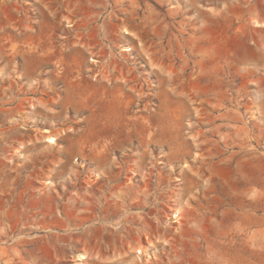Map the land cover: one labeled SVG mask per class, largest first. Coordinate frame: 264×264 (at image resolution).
I'll return each instance as SVG.
<instances>
[{
  "label": "rangeland",
  "instance_id": "obj_1",
  "mask_svg": "<svg viewBox=\"0 0 264 264\" xmlns=\"http://www.w3.org/2000/svg\"><path fill=\"white\" fill-rule=\"evenodd\" d=\"M192 1L1 0L0 24L6 29L0 32V109L6 112L0 113V264H79L70 244L58 243L64 251H53L47 231L18 234L22 193L43 183L36 174L81 170L78 153L92 154L107 141L118 145L111 158L130 156L124 170L150 169L152 187L160 178L162 189L147 217L150 231L159 227L160 246L140 259L131 251L127 264H264V0H194V27L183 14ZM13 67L22 80H15ZM101 73L126 81L106 82L96 77ZM222 75L226 84L234 80L233 90L246 83L249 95L238 107L223 102L214 115L227 111L238 120L216 121L220 133L211 135V126L196 124L194 95H208L213 105L214 94L230 95L219 82ZM109 95L121 104H111ZM107 120L115 131L120 127V136L106 132ZM43 130L56 135V146L41 139ZM238 132L246 155L231 147ZM222 136L229 137L228 149ZM29 139H37L36 149L13 154ZM198 168L201 179L191 171Z\"/></svg>",
  "mask_w": 264,
  "mask_h": 264
},
{
  "label": "bare ground",
  "instance_id": "obj_2",
  "mask_svg": "<svg viewBox=\"0 0 264 264\" xmlns=\"http://www.w3.org/2000/svg\"><path fill=\"white\" fill-rule=\"evenodd\" d=\"M1 4L0 6H2ZM3 7H5V5H3ZM187 8L188 10L183 13L184 15L187 14L185 24L187 26L194 27L195 24L194 0L187 6ZM17 9L20 8H18L17 6ZM16 11L20 12L19 10ZM179 13L180 12H175L174 14L178 15ZM189 14L191 15L190 17ZM247 21H249L256 27L262 26V23H260L255 19L252 20L247 19ZM5 26L6 25L4 24H0V32L3 33L5 32L6 29ZM123 33L125 35L129 34V32L126 29H123ZM10 36L8 38H10ZM0 47H1L0 53L3 54L2 50L4 49V46L1 44ZM123 50L126 51L128 49H123ZM7 62L11 63V61H7ZM12 72L15 76V80L20 79L22 77L16 67H13ZM248 73L250 75L252 74L250 72ZM0 76H2L1 72H0ZM96 77H101L106 82H109L111 80L126 81L124 77H122L121 79H118L117 77L111 79V76L102 73L96 75ZM221 77L223 78V80L220 79L219 82L229 87L228 91H231L230 95L227 94L228 95L227 96L226 93L223 92H220V94L218 93L214 94L212 96L213 99L215 100L214 105L208 99V95L204 98H202L198 94L194 95V105H195L194 115H195L196 124L211 126L212 127L210 129L211 135L215 133L217 134L220 133L221 126L215 125L216 121L238 120V115L236 113L230 115L229 112L227 111L220 115H216V116L214 115V113L219 112L218 110L219 108H222L223 102L234 101L235 107H238L240 105V101L242 97H246L249 95L248 89L246 87V83L244 87L236 88V90H233L235 88L233 85L234 80L231 79L226 84L224 80L225 76L222 75ZM239 77L243 79V77L241 76ZM10 78H13V76H10ZM207 79L211 80L212 77H207ZM10 81L13 80L11 79ZM170 81L172 82L171 84H173L172 86H174L175 79L171 78ZM172 90L175 92L174 89ZM107 97L108 98L110 97L109 102L111 104L113 105L121 104L120 102H118V101H122L119 97H113L110 95ZM13 99L15 98L13 97ZM30 102H28L29 109H34L35 105H33L32 102L31 104ZM122 104L126 107L129 106L128 102H124V103L122 102ZM21 105H19V107ZM208 106L211 107L208 108ZM21 107L19 108V110L31 114V112L24 111ZM4 112H6V110L4 111L3 109H0L1 114ZM7 112L10 113L11 111L7 110ZM178 117H179L178 115H175L176 119ZM109 121L110 120H107L106 122ZM178 125L179 124L177 122H174V126L176 128H178ZM128 126L129 124L126 126V130H127L126 133L123 132L125 134L124 140L126 144L130 143L132 136V133L131 131H129ZM12 130L14 129L11 128V130H9L8 132ZM118 130L119 131H115L114 125H112L111 121L110 123H108L106 130L107 133L111 135L114 132L115 134H119L118 136H120L122 130H120V127L118 128ZM239 131H241L240 133L242 134L244 133V131L241 129H239ZM63 134L65 135L66 133L63 132L62 135ZM1 135L4 134L0 131V136ZM237 136H238V140L236 141L230 140L231 147L235 146L236 148H238L239 153H241L242 150L243 151L245 150L244 143L243 140L240 138L239 132L236 133V137ZM228 138H229L228 136L221 137L222 144L225 149H228L230 145L227 140ZM41 139L44 140L45 143L51 146H56L58 142V138L56 137V135L52 134L51 131L49 130L42 131ZM35 140L29 139L28 141V145H32L33 148L32 147L29 148L30 146L28 147V145L21 143L20 148L16 149L13 154L18 156L20 154V149H25V151L26 150L28 151L30 149H36L37 147L35 145ZM4 142H8V141H4ZM205 143L207 142L205 141ZM141 144L148 145L150 144V141L149 140L142 141ZM17 146H19V144ZM117 148H118L117 144H115L112 141H107L102 145H100L99 147H97V149L90 151L93 152L92 154H84L82 151H80L78 153V156L82 160L80 164L82 167L81 170L70 168L64 170L62 169L61 171L56 170L55 172H50L46 174H36L34 178H36V180L41 181L43 183L39 186L36 185L34 186L29 184L31 187L29 189L28 188L25 189L22 193V195H24L23 198H26V201L24 204L22 203L23 205L21 206V213L19 214L20 219L18 221L22 229L19 230L18 234L26 235L30 231L33 232L37 231L36 228H39L43 231H47L48 232L47 235L45 234L44 235L47 241L49 242L50 246L53 248V251L54 250L55 252L64 251V249L60 247L58 243L70 244L72 246L71 248L75 249V253L77 254L76 257L78 258L79 264H83L84 263L83 261H85V263H90V264H127L131 258V256L129 255L131 251H134L135 254H137V259H140L139 257L140 255L148 256L147 251L149 249H152L151 247H154V249L159 247L160 245L156 244L162 240L161 234L160 232L158 233L157 230L159 227L154 226V231H152L153 230L152 229L151 232L150 231L151 226L147 221V217L148 215H150L148 210L150 209L149 208L150 205L153 203L152 202V198L154 199L153 196L156 195L158 191L160 192V190H162L160 188L161 187L160 178L156 180L155 187H152L153 186L151 184L152 172L150 171V169L148 171H145L144 173H138V172L136 173L134 169L129 168L130 167L129 165L128 170L127 169L124 170L123 166L131 162L129 158L130 156L126 153L125 155H123V157H121V159L111 158L110 152H112ZM95 150L97 151L95 152ZM219 153L220 152L218 151V154ZM243 153L246 155L247 153H249V151L247 150L244 151ZM3 155L4 154H2V156ZM233 157H234V153H231L230 159ZM6 159L8 160V162L11 163L12 161L11 157L9 159L7 157ZM3 160L5 159L3 158ZM116 160L120 161L121 163L120 164L116 163ZM12 168L13 167H10L11 170L18 172V168L15 167L13 169ZM191 171L194 175H196L197 178L201 179L203 172L200 169L194 171L191 170ZM137 177L140 178L139 181ZM121 178L124 179V181H121ZM209 180L211 181V179ZM189 181L191 183L194 182V184L196 183V186L198 184L193 179H189ZM23 198L20 197V200ZM134 210H139L140 213L133 214L132 211ZM176 213H178L179 215L178 211H176ZM154 214L156 213L153 212L152 215ZM51 220H55V223H52ZM154 220L156 222L159 219L158 217H155ZM190 222L191 221L187 223ZM84 226L86 227L84 228ZM53 230H61L65 232V234L62 236L52 235L50 231ZM132 233L135 234L136 236L135 238L132 237ZM141 237H145L146 239L145 244H147V246H144ZM152 238L156 239L155 243L151 240ZM163 242L166 243L168 247H171L170 242L165 240H163ZM76 243H82L83 244L82 248L80 247L78 248L76 246ZM154 258L158 259L160 257L154 256ZM154 264H161V260H156Z\"/></svg>",
  "mask_w": 264,
  "mask_h": 264
}]
</instances>
